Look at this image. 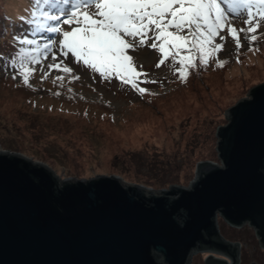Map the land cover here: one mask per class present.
Returning a JSON list of instances; mask_svg holds the SVG:
<instances>
[{"label": "rangeland", "instance_id": "1", "mask_svg": "<svg viewBox=\"0 0 264 264\" xmlns=\"http://www.w3.org/2000/svg\"><path fill=\"white\" fill-rule=\"evenodd\" d=\"M8 2L0 0V12L1 5ZM253 13L255 22L259 18L256 6ZM228 20L237 29L249 26L245 24L246 14L229 15ZM257 30L261 33L251 45L247 37L253 33H239L243 47L238 52L228 37L227 47L212 52L206 66L190 68L184 82L174 78L179 77L176 66H181L180 56L188 54L187 48L175 63L170 56L159 68L156 64L163 54L158 50L147 46L129 50L134 54L136 71L147 73L135 80L139 87L148 89L143 94L114 74L105 78L71 56L63 60L73 73L63 72V65L48 69L47 65L54 63L53 53L57 56L55 63H60L58 46L44 52L40 47L43 42L21 44L6 32L0 39V148L44 161L62 178L114 173L155 187L187 184L197 161L216 158L214 130L225 121V109L244 97L251 86L264 81V21ZM221 34L227 35V29ZM59 37L54 33L50 39ZM216 42H220L219 37ZM38 47L39 63L33 64L25 56V66L21 67V48ZM192 52L198 62L200 53L195 49ZM214 57L216 60L210 63ZM218 60L227 63L219 67ZM29 68L35 71L29 72ZM24 74L29 76L27 85ZM58 76L64 79L58 80ZM152 80L156 83L146 82ZM89 97L104 104H91ZM221 231L248 239L244 244L246 258L264 264V250L256 246L251 228L245 226L235 233L222 224ZM191 260V264H203L198 253Z\"/></svg>", "mask_w": 264, "mask_h": 264}, {"label": "water", "instance_id": "2", "mask_svg": "<svg viewBox=\"0 0 264 264\" xmlns=\"http://www.w3.org/2000/svg\"><path fill=\"white\" fill-rule=\"evenodd\" d=\"M216 160L187 184L155 187L118 174L62 178L0 148V264H237L219 219L264 247V81L225 109ZM251 264H257L252 262Z\"/></svg>", "mask_w": 264, "mask_h": 264}, {"label": "snow or ice", "instance_id": "3", "mask_svg": "<svg viewBox=\"0 0 264 264\" xmlns=\"http://www.w3.org/2000/svg\"><path fill=\"white\" fill-rule=\"evenodd\" d=\"M254 5L259 17L255 22ZM37 12L41 20L36 24L37 30L60 34L57 40L48 39L42 46L44 52L58 46L62 54L60 63H55L57 56L52 54L54 63L47 65L48 69L63 65V72L73 73V68L63 60V57L71 56L105 78L114 74L143 94L148 89L139 87L135 80L139 75L147 76V73L136 71L134 54H129V50L144 46L158 50L163 54L156 64L159 68L170 56L175 63L176 57L187 48L188 54L180 56L179 61L183 71L176 69L181 73V79L186 80L188 69L206 66L212 52L227 47L228 37L235 42L237 52L243 47L240 32L253 33L247 37L249 45L257 41L255 33L264 21V0H34L32 15ZM245 14V24L249 25L246 29H237L228 20L229 15L239 17ZM48 21L55 23L49 24ZM30 23L35 21L30 20ZM225 29L227 35H222ZM20 42L38 44L37 40L26 35ZM192 49L200 53L198 62ZM40 51L39 47L21 48L20 66H25V56L31 63H39L36 54ZM12 63L15 66L16 61ZM226 63L227 60H218L217 66L223 67ZM28 71L35 69L29 68ZM57 79L63 80L64 77L58 76ZM23 82L29 83L27 74L23 75ZM146 82L156 83L154 80Z\"/></svg>", "mask_w": 264, "mask_h": 264}, {"label": "flooded vegetation", "instance_id": "4", "mask_svg": "<svg viewBox=\"0 0 264 264\" xmlns=\"http://www.w3.org/2000/svg\"><path fill=\"white\" fill-rule=\"evenodd\" d=\"M219 225H220V230H221V226H222V223H221V220L219 219ZM246 226V225H245ZM245 226H242V227H239V228H235V227H230V226H228V229L230 230V231H234L235 233H238L239 232V230H244V228H245ZM248 228V227H247ZM222 232V231H221ZM222 234H223V236H225V238H227V239H230V240H232V241H238L239 242V247H240V260H239V262L237 263V264H251L254 260H248L247 258H246V256H247V254L246 253H248V250L246 249L245 250V245L244 244H246L247 242H248V239H244V237H237V238H234V237H231V236H227V235H225L224 234V232H222ZM253 234V233H252ZM254 237H255V235H254ZM251 239H253V237L251 236V238L249 239V241H251ZM255 244H256V246L258 247V248H260L262 251L264 250V247H261V246H259V244H258V242H257V240H256V238H255ZM252 246H254V249L256 248V246L255 245H253L252 244ZM199 254V256H200V258H203L206 254H204V256H203V253H198ZM252 261V262H251ZM254 262H256V261H254ZM257 263V262H256ZM258 264V263H257Z\"/></svg>", "mask_w": 264, "mask_h": 264}, {"label": "clouds", "instance_id": "5", "mask_svg": "<svg viewBox=\"0 0 264 264\" xmlns=\"http://www.w3.org/2000/svg\"><path fill=\"white\" fill-rule=\"evenodd\" d=\"M4 149V148H3ZM6 150H8V149H6ZM10 150V149H9ZM213 160V159H212ZM214 160H216V158L214 159ZM40 161V160H39Z\"/></svg>", "mask_w": 264, "mask_h": 264}, {"label": "trees", "instance_id": "6", "mask_svg": "<svg viewBox=\"0 0 264 264\" xmlns=\"http://www.w3.org/2000/svg\"><path fill=\"white\" fill-rule=\"evenodd\" d=\"M222 222V221H221ZM222 224H224V223H222Z\"/></svg>", "mask_w": 264, "mask_h": 264}]
</instances>
